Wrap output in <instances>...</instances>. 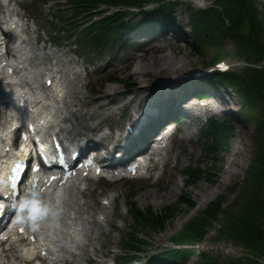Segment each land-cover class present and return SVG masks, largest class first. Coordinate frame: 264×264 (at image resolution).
<instances>
[{
    "label": "rangeland",
    "instance_id": "obj_1",
    "mask_svg": "<svg viewBox=\"0 0 264 264\" xmlns=\"http://www.w3.org/2000/svg\"><path fill=\"white\" fill-rule=\"evenodd\" d=\"M173 1L177 3V7L172 13V18L160 24L149 25V28L146 30L147 32L156 33V31L164 27V25L170 28H167L170 32L167 33L163 39L161 37L158 41L154 42V45H157V43L162 44L164 51L160 50L161 48H157L154 53H147L140 60L132 61L129 65L133 68L131 70L127 69L129 71L128 73L126 70L117 71L115 64L121 59H123V61L126 60L128 53L137 50L139 47V41L135 38L138 37L137 34L135 36L132 33L127 35L128 39L126 41L123 39L124 43H116L114 47L109 48L107 52L103 54V57L89 55L86 51H82L79 47H76L72 41L60 42L58 52L53 55L59 59L53 58L50 61L47 60L42 62L51 52L45 51L46 54L43 58H40V56L35 53L38 56V62L42 63V68L47 62L50 66V63H59L60 67H64L73 77H76L77 72L80 71L81 74L79 78L76 79L77 85L69 94L74 101L73 107H70L71 110L80 108L81 111H86V103L90 102L92 98L97 95V90L95 89H99L100 87L103 88V86L105 87L108 84L116 85L123 91L126 88L124 85L125 81L133 82L134 85L136 84L135 86L138 87V89L135 87L132 93L136 95L139 93V86L142 84L140 80L144 79V81H148V83H152V85L154 83L159 84V80L167 78L173 75V73L152 75L155 72V69H153L149 71L150 74L146 77H138L134 72L143 68H158L164 71L169 67L173 69L166 71H174V74L177 75L185 72H189V74L201 72L198 78H194L195 83L199 85L196 92L198 93L205 90L206 92L208 91L218 95L219 100H208L206 103H208L211 108L214 107L211 105H217V108L221 110V113L215 115L217 118L221 119L224 116L230 115L233 119L231 123L233 137L229 149L226 152H222L219 155V159L206 157L203 153L202 142L200 140L202 139V131L206 128L208 118L198 122L196 120L193 123H188V120H183L184 123L182 122V128H179L176 137L170 139L171 146L167 151L168 160L156 163V157L153 161L156 167L152 168L144 177H136L133 179L122 178L117 180L105 178L96 181L86 180L81 187L82 190L88 194L84 199L80 196L77 197L75 204L79 205L83 211L89 213L93 222L92 226L95 228L101 226L97 220L105 209L103 202L110 196V193H115L116 196L113 205L108 209L111 210V213L108 216L107 222L101 227L100 234L87 245L88 248H86V251L82 255V261L75 264H89L93 258L98 261L96 264H113L114 260H118V257L123 253L124 235L131 229L133 224L131 214L132 203H135L138 208L153 209L155 211H161L167 205L172 207L176 206L180 212L178 216L167 225L165 230L161 232H147L149 235L147 242H149L150 246L145 249V252L142 253L140 257H137L136 260H132L129 264H133L135 261L134 264L138 263L137 261H141L142 264H148L146 262H148L150 256L168 249L189 251L187 261L177 264H197L203 252H207L212 258H218L230 264H258L257 262H259V264H264V257L253 252L250 248L235 242L234 239L227 236H219L218 229L220 228V224H224L226 220V212L225 214L224 212L220 213L217 216V229H212L202 241L198 242V244L192 243L195 246L190 248V250L182 247L185 242L177 244L172 240L173 236H176L189 220L200 214V212H203L207 205L215 202L217 200L216 198L219 196L224 198L222 208L228 207L224 211H240L242 206H244V202L243 204L242 202L239 203L238 196L239 194H243L248 187V183L245 179L249 177V168H254L256 163H259L260 167L264 166V163H261V159L256 162L258 154L262 153L261 150H263L264 147V127H260L259 123V120H264V98H258L255 103V108L251 110L248 107L244 108L243 96L240 93L241 89L237 84L235 85L229 82L226 85L217 86L218 88L209 89L207 85L200 81V78L203 76L206 77L209 74L213 75L218 72H224L218 67V64L221 62L229 65V69L225 72L236 73L243 78L246 76L244 79L248 81H251V79L248 78L250 76L262 79V76L259 75L258 72L260 68L264 69V50L262 51L263 59L259 63L253 61V58L249 59L248 56H241L238 46L234 41V37L225 36L223 30H218L216 33L220 36L219 41L221 46L216 47L206 44L200 47L195 41L192 22L190 21V10H188V7L191 5L194 9H199L203 3V6H206V4L211 6L214 4V0H204L202 3H200L199 0ZM18 3L20 11L30 20V31L35 30L37 27L41 36L40 40H42L40 48H42L46 38L52 40V36L56 35V33L52 32L51 34L49 31V21L51 20V13L56 9V0H21ZM257 5L264 14V0H257ZM146 6L149 12H153L151 9L155 6H159V3L152 0L146 4ZM65 7L66 6H63L62 9ZM222 8H224V5H222ZM99 9H101V7H99ZM108 10L109 14L113 12V9ZM133 10L134 12H130L132 16L131 20L140 23V25H143L144 22L147 23L153 16H159V13H151L144 16V13L140 12V9L135 8ZM171 28L174 31H171ZM177 34L180 35V38L177 37ZM52 49V51L56 50L54 46ZM138 54L142 55L143 53L138 52ZM216 54H219V60H214L212 63L211 61ZM161 55L166 65L163 64L162 61L155 59ZM111 74L116 75L121 82L118 83L117 79H103V76ZM181 79L184 81L187 80L186 77H182ZM186 83H190V87L195 86L192 81ZM90 86H94V91L89 90ZM147 88V86L146 88L144 87V90L141 88L142 92L138 94V97H141L143 93L146 94L145 90H147ZM170 88L171 87L167 88V86H165L162 90ZM105 90L103 97L107 93L108 87ZM180 96H182L180 93H175L173 95L174 98H179ZM193 96L194 95L191 97ZM103 97L102 99H104ZM136 99L137 96L134 97V100ZM190 100H192V98ZM122 103L115 101L108 107L100 108L97 115L92 119L84 117V119L81 120L70 117V120H67L66 123H68V121L74 122L76 124V129L66 135L72 136L73 141L76 143V140L81 134H83V136L88 135L87 127L92 126L94 128L100 121H104V123L96 133H99L101 129L107 128L105 124L117 129L118 124L122 125L124 123L126 128L128 123L124 121L127 115L122 118V115L118 114L121 110L114 112L115 114L117 113L115 116L111 114L112 109L116 105H121ZM143 105L144 102L140 107L143 108ZM134 106L138 109V103ZM225 111L229 113L224 114ZM78 133L80 134L77 135ZM115 155L116 154H114V156ZM200 161H202L201 166L203 168H210L217 174V183L211 184L207 181H201L186 188L185 180L187 177L184 174L185 167L188 165H200ZM229 167H232L230 176L226 173ZM261 180H263V178H261ZM186 195L190 196L191 199L197 203L196 208L190 212L186 211L185 204H181L180 206L177 205L179 198ZM82 201L85 204H81ZM85 225H87V223H85ZM100 241L104 242L103 244L105 246L103 249L99 244ZM94 247H96V250H94ZM100 249L103 250V254L102 252H97V250ZM24 264H34V262L24 261Z\"/></svg>",
    "mask_w": 264,
    "mask_h": 264
},
{
    "label": "bare ground",
    "instance_id": "obj_2",
    "mask_svg": "<svg viewBox=\"0 0 264 264\" xmlns=\"http://www.w3.org/2000/svg\"><path fill=\"white\" fill-rule=\"evenodd\" d=\"M10 1L16 4L19 0ZM199 1L202 3L204 0ZM203 4L200 7L207 8L210 6L209 4L203 6ZM7 12V10L1 11L2 18L7 17ZM16 12L17 13L9 17L5 25L1 28V33L4 34V36L0 35V142H5L7 140L13 125H23L24 121L29 123L37 122L39 119H42L43 125L48 126V137L54 133H59L64 140L70 141V135L68 136L66 134L76 129V124L74 122L68 121V123H66L67 120H70V117L81 120H83L84 117L92 119L97 115L100 108L108 107L115 101L118 103L123 102L121 105H116L112 109L111 114L115 116L117 113L115 114L114 112L121 110L118 114L122 115V118L127 115L124 121L128 123L126 128L124 123L122 125L118 124L117 129L108 126V131L113 136L104 133L102 137H96V132L104 123V121H100L94 128L92 126L87 127L88 135H84L82 144L84 145L86 142L84 150L95 149L101 145L105 147L109 146L106 155L98 156L99 162L107 165L113 158L120 157L119 159L122 160V163H126L128 159L135 154V151L138 149V143L143 138V133L149 129L151 125H155V127L158 128L169 119L174 117L178 119L179 116L176 117L174 113H179L184 116V120H188L189 123H193L196 120L197 122L202 119L205 120V117L209 114L210 110L206 106L200 104L193 106L186 105L187 102L194 97L191 96L197 93L196 90L199 85L195 83L194 78H198L201 72L194 74L185 72L177 75L174 74V71H166L173 69L169 67L164 71L158 68H143L134 72L138 77H146L150 74L149 71L153 69H155V72L152 75L173 73V75L159 80V84L154 83L152 85V83H148V81H144V79L140 80L142 84L139 86V93L142 92L141 88L144 90V87H148L147 90H145L146 94L143 93L144 96L138 97L139 93L136 95L132 94L136 87V84L134 85L133 82L131 85H127L129 87H126L123 91L116 85L108 84L105 87L103 86V88L100 87L99 89H95L97 90V95L92 98L94 101L91 100L86 103V111H81L80 108L71 110L70 107H73L74 101L69 94L77 85V75L73 77L64 67L61 68L59 63H50V66L48 62L43 68L41 62L37 63L41 68L39 75L31 76L29 74L28 63L30 61L28 57L30 53H36L40 58H43L46 52L44 48L34 50L37 44L35 40L36 37H33L32 34H30L31 40L24 46L16 44L26 32L24 17L19 11ZM167 28L169 27L164 25V27L158 29L156 33L147 32V28L140 31L139 34H137L138 37H135L137 41H139V47L136 51L128 53L126 60H119L115 64L116 70H126L128 73L129 71L127 69L131 70L133 68L129 65L132 61L140 60L147 53H154L157 48H161L160 50L164 51L162 44L157 43V45H154V42L158 41L161 37L163 39V37L170 32ZM9 31L15 32V36L10 46V57L4 58L2 57V52L4 50L3 39H5V35L10 33ZM171 31L174 30L171 28ZM177 37L180 38V35L177 34ZM25 39H27V37H25ZM138 52H142L143 54L139 55ZM155 59L165 64L162 55ZM22 66H26L27 70H23L21 68ZM113 74L103 76V79L118 80V77ZM182 77H186L187 80H182ZM46 81H50V86H45ZM188 81H192L195 86L190 87L191 84L186 83ZM120 82L121 81L118 80V83ZM165 86L171 88L162 90ZM107 87V93L103 97V93L106 91L105 89ZM136 88L138 89V87ZM89 90L94 91V86H90ZM175 93H180L182 96L174 98L173 95ZM135 96H137L136 100H134ZM102 97L104 99H102ZM143 102L144 105L143 108H141L140 105ZM136 103H138V109L134 106ZM185 106H187V108ZM201 111H205L206 115L202 116L200 113ZM105 125L107 126V124ZM144 126H146V128H144ZM110 137H112V141L109 143ZM169 141V136H165L159 141V145H161L162 148L158 153L150 155L151 163L147 168L145 166L140 167L136 176L146 175L152 168H155L156 165L153 164V161L156 157V163L168 160L167 151L171 146ZM72 142L67 143L66 146L70 148L73 144ZM80 144L81 143L76 142L77 147H79ZM10 154L11 153L8 151H4L0 148V166L7 155ZM114 154L116 155L114 156ZM147 158L146 156L145 163H147ZM135 161L136 160H134V162ZM231 168L232 167H229L228 171H226L228 176L232 173ZM39 176L42 184L37 192L39 194L38 199L41 201V205L49 204L54 214L49 213L47 215H40V213L33 211V206L29 202L32 193L27 192L18 203L12 225H8L1 230L0 236L3 238L0 240V264H24V261H31L34 262V264H54L55 262L75 264L81 262V259H83L82 255L86 251V248H88L87 245L92 239L98 237L101 227L108 220V216L111 213V210L108 209L113 205L116 196L115 193H110V196L103 202L105 209L101 213L102 215L98 217L97 221L101 226L97 228L92 226L93 222L89 213L83 211L79 205L75 204L77 197L80 196L84 199L88 194L82 190L81 185L86 180L96 181L99 179L96 176L92 177L91 170L78 169L77 174L68 180H62L60 177L56 176V179L51 181V175L45 176L40 173ZM108 176L112 180L118 178V175L114 174ZM4 188V182L0 176V192ZM81 204L85 203L82 201ZM25 205H27V207H25ZM16 223L25 225L26 233H16L18 227H13ZM85 223H87V225H85ZM32 236L36 238V241L33 243L29 241ZM103 243V241L99 242L102 249L105 246ZM94 250H96V247H94ZM97 252L104 253L101 249L97 250ZM97 262L98 261L93 258L89 264H96ZM146 263L149 264V259ZM136 264L142 263L140 261Z\"/></svg>",
    "mask_w": 264,
    "mask_h": 264
},
{
    "label": "trees",
    "instance_id": "obj_3",
    "mask_svg": "<svg viewBox=\"0 0 264 264\" xmlns=\"http://www.w3.org/2000/svg\"><path fill=\"white\" fill-rule=\"evenodd\" d=\"M151 1L64 0V4L57 3V8L52 13L49 25L51 30L56 32V38L62 36V32L66 33V38H74L80 50L86 51L89 55L100 56L109 48L114 47L116 43H124L123 39H127L126 36L131 33V30L141 26L140 23L131 20L130 12H134L133 9H140L144 16L159 13V16H153L151 20L145 22L147 25L160 24L172 18V13L177 7L175 1L155 0L159 3V6L153 7L151 9L153 12H149L146 9V4ZM101 5L113 8V12L111 11L112 13L109 14L106 9L100 10ZM222 5H224V8H222ZM63 6L66 7L62 9ZM188 10H190V21L192 22L195 41L200 47L206 44L216 47L221 46L220 36L216 33L218 30H223L225 36L234 37L241 56H248L249 59L253 58V61L257 63L263 59L264 14L258 7L257 0H214V4L207 8L194 9L190 5ZM218 57L219 54H216L211 62L219 60ZM258 73L262 76V79L250 76L248 78L251 81H248L244 79L246 76L243 78L236 73L218 72L213 75L209 74L206 77L203 76L200 81L207 85L209 89L218 88L217 86L220 87V85H226L229 82L237 84L241 89L240 93L243 96L244 108L248 107L252 110L255 108L258 98H264V69L260 68ZM131 84L132 82H124L126 87ZM198 94L209 95L210 93L203 90ZM232 121L230 115L221 119L216 116L208 119L200 140L206 157L219 159V155L229 149L233 137ZM259 123L260 127H264V120H259ZM261 152L258 154L256 162L261 159V163H264V147ZM201 163L202 161H200V165L185 167L186 188L201 181H207L211 184L217 183V174L210 168H203ZM248 176L245 179L248 183V189L246 188L245 192L238 196V202H242V204L244 202L241 212L239 210L224 211L228 207L222 208L224 198L219 196L215 202L207 205L203 212L189 220L176 236H173L172 240L177 244L180 242L192 244L202 241L212 229L216 228L217 216L226 212V220L224 224H220L218 229L219 236L232 238L235 242L243 244L264 257V166L260 167V164L256 163L254 168H249ZM181 204L186 205L187 212L194 210L197 205L187 195L179 198L177 205L180 206ZM179 212L180 210L176 206L167 205L161 211H155L153 209L138 208L135 203H132L133 224L131 229L124 235L123 253L118 257V264H128L135 258L140 257L145 249L150 246L147 242L149 239L147 232L165 230L167 225L178 216ZM188 256L189 251L187 250L168 249L150 256L149 264H177L186 262ZM257 263L259 264V262ZM197 264L230 263L212 258L207 252H203Z\"/></svg>",
    "mask_w": 264,
    "mask_h": 264
},
{
    "label": "clouds",
    "instance_id": "obj_4",
    "mask_svg": "<svg viewBox=\"0 0 264 264\" xmlns=\"http://www.w3.org/2000/svg\"><path fill=\"white\" fill-rule=\"evenodd\" d=\"M38 196H39L38 193H32L31 195L29 202L33 206V209L38 210L37 212L40 213V215H47L49 213H53V209L49 204L41 205V201L38 199Z\"/></svg>",
    "mask_w": 264,
    "mask_h": 264
},
{
    "label": "snow or ice",
    "instance_id": "obj_5",
    "mask_svg": "<svg viewBox=\"0 0 264 264\" xmlns=\"http://www.w3.org/2000/svg\"><path fill=\"white\" fill-rule=\"evenodd\" d=\"M25 207H27V206H25ZM0 211H3V205L2 204H0ZM33 211H38V210H36V209H33Z\"/></svg>",
    "mask_w": 264,
    "mask_h": 264
}]
</instances>
